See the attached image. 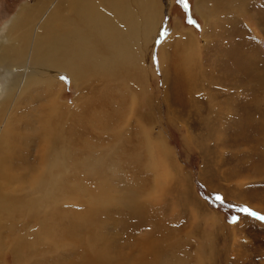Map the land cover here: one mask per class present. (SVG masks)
<instances>
[{
    "label": "rangeland",
    "instance_id": "rangeland-1",
    "mask_svg": "<svg viewBox=\"0 0 264 264\" xmlns=\"http://www.w3.org/2000/svg\"><path fill=\"white\" fill-rule=\"evenodd\" d=\"M37 2L0 0V32ZM156 2L140 75L80 87L60 73L56 89L34 84L23 98L31 151L51 126L67 164L45 212L16 220L32 221L20 229L30 235L0 264H264V222L215 200L264 215V0Z\"/></svg>",
    "mask_w": 264,
    "mask_h": 264
},
{
    "label": "bare ground",
    "instance_id": "bare-ground-1",
    "mask_svg": "<svg viewBox=\"0 0 264 264\" xmlns=\"http://www.w3.org/2000/svg\"><path fill=\"white\" fill-rule=\"evenodd\" d=\"M159 17L156 0H38L22 6L0 32V71L8 77L6 90L0 83V254L26 242L30 233L20 229L32 221L18 227L16 220L34 217L37 209L45 212L57 173L67 164L51 126H44L42 145L31 151L28 125L18 118L31 86L56 89L60 73L80 87L96 75L117 78L129 70L140 75V44ZM51 96L57 109L55 93ZM8 108L17 114L4 129Z\"/></svg>",
    "mask_w": 264,
    "mask_h": 264
},
{
    "label": "snow or ice",
    "instance_id": "snow-or-ice-1",
    "mask_svg": "<svg viewBox=\"0 0 264 264\" xmlns=\"http://www.w3.org/2000/svg\"><path fill=\"white\" fill-rule=\"evenodd\" d=\"M177 3L182 5L183 8L185 9V11H188L189 10V0H177ZM187 22L191 25H194L195 27L199 28V24L192 19V17L189 15L188 16V20ZM167 32L168 30L166 28L162 29V31L160 32V37L161 38H164L166 37L167 35ZM157 44H160L162 43V40L161 39H158L156 41ZM158 63V61H157ZM61 80H63L65 83H68V78L66 76H61L60 77ZM215 200L219 202V204L221 206H226L227 208H229L231 211L235 212V213H240L244 216H247V217H251L255 220H258V221H261V222H264V215H261V214H258L257 212H255L254 210H252L251 208H249L248 206H243V207H240V206H237V205H233V204H227L225 205V201H224V198L220 195H217L215 197ZM239 220H240V217L239 216H236V215H233L229 221V223H232V224H237L239 223Z\"/></svg>",
    "mask_w": 264,
    "mask_h": 264
}]
</instances>
